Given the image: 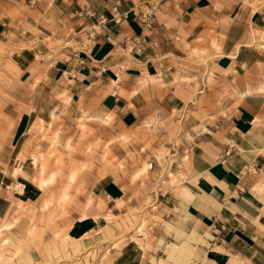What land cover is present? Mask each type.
I'll return each instance as SVG.
<instances>
[{
  "label": "crops",
  "instance_id": "1",
  "mask_svg": "<svg viewBox=\"0 0 264 264\" xmlns=\"http://www.w3.org/2000/svg\"><path fill=\"white\" fill-rule=\"evenodd\" d=\"M152 6L145 28L136 13ZM2 47L0 59L18 71L3 68L0 76L2 92L13 98L0 100L1 118L12 120L9 148L0 152V215L41 194L29 178L12 174L34 120L55 122L63 143L77 138L81 145L153 121L159 138L152 148L179 138L165 156L175 184L161 178L147 150L142 158L153 165L143 184L122 179L99 152L72 158L92 162L77 174L81 203L102 199V214H117L115 201L123 199L171 226L154 221L146 227L150 249L130 240L119 263L158 264L173 242L168 258L195 247L189 264H264V0H0ZM186 111L206 118L180 123ZM107 115L109 125L100 120ZM82 124L92 133L80 141ZM26 154L21 169L30 177ZM97 225L91 214L76 218L68 234L81 237Z\"/></svg>",
  "mask_w": 264,
  "mask_h": 264
},
{
  "label": "rangeland",
  "instance_id": "2",
  "mask_svg": "<svg viewBox=\"0 0 264 264\" xmlns=\"http://www.w3.org/2000/svg\"><path fill=\"white\" fill-rule=\"evenodd\" d=\"M5 53L6 50L2 47L0 54ZM2 61L3 58L0 63ZM3 68L10 74L18 71L12 60L0 64V76H3ZM1 96L13 101V98L2 92L0 86V100L3 99ZM189 115L199 120L206 118V115L186 111L179 118L180 123L184 118L189 120ZM1 116L0 114V152H3L9 148L6 140L10 135L12 120L2 119ZM100 120L109 125L111 117L107 115ZM79 128L77 137L80 135V141L92 133L91 129L86 132L83 124ZM157 130L155 123L151 121L149 126H143L128 134L120 133L117 137L109 136L106 141L98 139L81 145L77 138L74 144L69 141L63 143L60 138V126L55 122L46 124L42 119L34 120L27 130L28 138L23 152L30 156L35 173L29 177L21 169L24 154L20 152L12 174L21 173L29 178L40 188L41 194L32 202L12 203L8 212L0 215V264H120L116 255L130 240L132 243L136 241L144 251L150 249L147 242L152 236H148L146 227L153 226L154 221L161 222L168 228L171 226L159 216L148 213L149 207L131 208L125 206L123 199L115 201V207L121 209L117 214H112L109 210L102 214L101 210L105 205L102 199L94 203L92 196H88L84 204L81 203V196L85 192L77 182V174L82 168L92 166V162L86 159L80 163L72 158H89L99 152L100 159L119 171L123 175L122 179L138 180L143 184L148 179V170L153 165L152 161L148 160L150 157L142 158L147 150L158 162L162 170L161 178L169 175V181L175 184L177 177L166 170L165 156L170 155L168 142L173 145L174 142H179V138H161L158 147L154 149L150 143L158 141ZM133 142H140L141 145L129 150L128 146L132 148ZM118 147L122 148V152L116 154L114 149ZM20 187L22 185H19L18 189ZM150 201L151 198L148 197L147 206ZM89 214L98 220L97 227L81 237L70 236L68 228L73 221L76 218L82 221ZM181 242L174 241L178 244ZM171 243L173 242L165 244L164 257L158 258L157 261L154 258L151 260L158 264H189L195 247L189 245L190 253L187 257L179 249L181 256L177 252L168 258L166 253ZM124 264H127L126 261Z\"/></svg>",
  "mask_w": 264,
  "mask_h": 264
},
{
  "label": "built area",
  "instance_id": "3",
  "mask_svg": "<svg viewBox=\"0 0 264 264\" xmlns=\"http://www.w3.org/2000/svg\"><path fill=\"white\" fill-rule=\"evenodd\" d=\"M155 7H145L143 9L139 8L136 17L138 18L140 24L145 28H150L152 26V20L154 16ZM105 19L102 18L101 21Z\"/></svg>",
  "mask_w": 264,
  "mask_h": 264
},
{
  "label": "bare ground",
  "instance_id": "4",
  "mask_svg": "<svg viewBox=\"0 0 264 264\" xmlns=\"http://www.w3.org/2000/svg\"><path fill=\"white\" fill-rule=\"evenodd\" d=\"M19 190H21V187H20V189ZM139 230H141V228H139ZM178 248V247H177ZM175 249H176V247H174L173 246V248L171 249V252L173 253L174 251H175ZM179 252V251H178ZM170 253V252H169ZM178 254V253H177ZM180 254V253H179ZM175 256V255H174ZM181 256V255H180ZM175 257H177V256H175Z\"/></svg>",
  "mask_w": 264,
  "mask_h": 264
},
{
  "label": "trees",
  "instance_id": "5",
  "mask_svg": "<svg viewBox=\"0 0 264 264\" xmlns=\"http://www.w3.org/2000/svg\"><path fill=\"white\" fill-rule=\"evenodd\" d=\"M25 184L27 185V182H25Z\"/></svg>",
  "mask_w": 264,
  "mask_h": 264
}]
</instances>
